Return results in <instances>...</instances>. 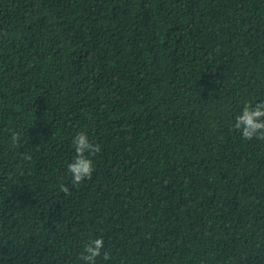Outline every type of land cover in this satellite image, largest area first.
<instances>
[{
  "label": "trees",
  "instance_id": "obj_1",
  "mask_svg": "<svg viewBox=\"0 0 264 264\" xmlns=\"http://www.w3.org/2000/svg\"><path fill=\"white\" fill-rule=\"evenodd\" d=\"M259 101L264 0H0V264H264Z\"/></svg>",
  "mask_w": 264,
  "mask_h": 264
},
{
  "label": "clouds",
  "instance_id": "obj_2",
  "mask_svg": "<svg viewBox=\"0 0 264 264\" xmlns=\"http://www.w3.org/2000/svg\"><path fill=\"white\" fill-rule=\"evenodd\" d=\"M233 128L237 130L241 137L245 140L264 141V101L256 103L248 102L242 107V111L235 117ZM13 146H18L21 136L17 132L11 134ZM73 148L75 156L72 161L67 164V170L71 174V184L78 186L86 180H90L95 171V165L92 157L101 151V145L91 142L87 133L78 132L73 137ZM23 159L31 160L30 155H24ZM60 191L66 195H71V191L67 185L61 184ZM105 249V241L103 237L91 239L87 242L79 259L84 264H97V258H103V261H109L111 254Z\"/></svg>",
  "mask_w": 264,
  "mask_h": 264
}]
</instances>
